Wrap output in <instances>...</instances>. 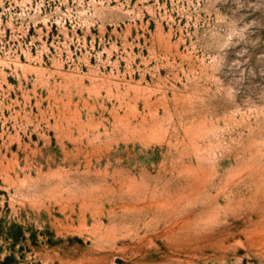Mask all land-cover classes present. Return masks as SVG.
Listing matches in <instances>:
<instances>
[{
	"label": "rangeland",
	"instance_id": "obj_1",
	"mask_svg": "<svg viewBox=\"0 0 264 264\" xmlns=\"http://www.w3.org/2000/svg\"><path fill=\"white\" fill-rule=\"evenodd\" d=\"M0 264H264V0H0Z\"/></svg>",
	"mask_w": 264,
	"mask_h": 264
}]
</instances>
